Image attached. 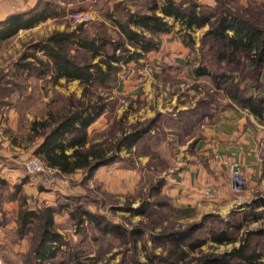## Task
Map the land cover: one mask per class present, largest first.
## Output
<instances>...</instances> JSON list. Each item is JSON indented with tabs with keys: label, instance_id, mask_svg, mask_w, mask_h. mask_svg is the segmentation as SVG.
I'll return each mask as SVG.
<instances>
[{
	"label": "trees",
	"instance_id": "trees-1",
	"mask_svg": "<svg viewBox=\"0 0 264 264\" xmlns=\"http://www.w3.org/2000/svg\"><path fill=\"white\" fill-rule=\"evenodd\" d=\"M217 2L215 6L208 7L197 0H190L188 4L187 0H163L161 3L152 0L149 12H130L125 21L118 17L113 19L118 39L108 32L101 33L99 27L91 31L84 24H79L73 30H54L46 37L27 43L26 46L34 51L23 52L18 66L38 76L53 72L56 80L63 76L68 80L78 79L85 86L80 97L68 95L62 107L49 109L45 117L31 122L29 130L32 140L42 138L35 154L40 155L60 175H71L83 170L86 178H90L100 166L120 161L121 150L131 151L150 134L161 113L150 120L129 126L121 122L119 136L113 132L101 140H90L88 128L105 112L108 104L106 96L96 92L98 87H107L121 64L136 60L158 47L157 34L171 30L167 16L179 19L186 29L208 24L209 28L202 38V48H207L202 50L201 56L204 57H200L202 63L197 66L196 73L198 76H208L218 94L225 95L222 93L225 90L231 100L256 114H262L264 94L259 91L263 86L264 17L258 18L251 6L243 7L235 0ZM235 2L237 7L233 6ZM52 7L54 3L46 1L41 12L33 9L26 14L11 15L0 22V26L7 28L8 24L13 25L24 16L27 17L25 25H32L51 16L53 13H49L47 8ZM157 9L163 16L156 13ZM262 10L261 15L264 16ZM37 51L43 55H38ZM203 101L199 102L207 103ZM186 113L209 116V113H201L198 106L188 109ZM1 182L5 183L0 179ZM164 184L165 179H159L152 186L154 194ZM84 198L80 194L67 193L59 196L56 205L21 207L17 221L18 233L21 237H27L30 243L29 250L21 256V264L96 262L101 257L100 249L128 241H133V247L136 248L138 240L143 242L145 260H140L136 251H132L133 247H128L117 264H264V247H260L264 240V226L246 229L241 244L230 250L221 253L205 251L202 247L208 240L217 245L236 241L237 231L241 230L244 220L226 221L210 212L199 222L153 233L142 225L127 227L105 213L91 210ZM22 201H25L24 197ZM260 205H264L262 198L249 206L252 208L245 211L244 218L248 220L250 215L255 219L264 216V209L261 212L255 209ZM161 208L172 211L173 204L165 200H144L137 207H127L135 214L144 216L139 224L144 222L145 217H156ZM63 211L69 214L73 230L84 234L86 238L72 242L69 234L62 232L55 215ZM88 233L91 234L90 238ZM149 239L154 247L165 248V252H154L148 245ZM84 240L88 244H97L98 252L96 250L92 255V251L83 248L81 244Z\"/></svg>",
	"mask_w": 264,
	"mask_h": 264
},
{
	"label": "crops",
	"instance_id": "crops-1",
	"mask_svg": "<svg viewBox=\"0 0 264 264\" xmlns=\"http://www.w3.org/2000/svg\"><path fill=\"white\" fill-rule=\"evenodd\" d=\"M46 1L50 0H0V22L11 15L26 14L33 9L41 12ZM51 1L54 8L47 9L53 14L47 18L27 26V17L24 16L13 25L8 24L7 28L0 26V179L5 181L0 183V256L5 264H21V256L30 248L28 238L18 233L21 207L56 205L59 195L57 188L44 186L38 176L28 174L24 166L42 138L31 139L24 148L20 140L5 133L4 129L17 130L24 123L27 126L35 119H42L50 109L54 93L76 95L78 84L79 88L84 87L78 79L68 80L63 76L56 80L53 72L38 76L17 65L21 55L16 53L17 48L48 31L64 30L62 26L67 24L65 19L69 17V11L78 4L76 0ZM156 13L163 16L160 9ZM166 20L171 30L157 34V48L124 66L121 71L123 79L115 86L117 93L130 99L153 94L154 85L165 73L173 75L174 72L176 75L178 72L183 79L193 83L205 77L196 73L198 64L193 60L190 45L195 39L191 38V30L202 29L201 34H204L208 24L186 29L174 16H167ZM171 20L175 21V25L179 21L181 30L174 27ZM183 32L184 38L180 35ZM262 82L260 94H264V69ZM227 98L225 108L216 115L202 117L200 114H187L182 119L188 124L189 132L181 145L176 170L166 183L182 214L218 213L243 203L240 201L243 197L238 196L230 180V164L234 161L241 164L246 177L248 198L253 196L254 191L264 190V112L256 114ZM104 113L89 127L100 120L105 123ZM70 152L71 149L68 150ZM210 185L219 189L220 195L216 199L204 194L205 188ZM23 197L25 201H22ZM55 220L63 233L70 234L72 226L66 211L56 214ZM47 264L60 263L48 261Z\"/></svg>",
	"mask_w": 264,
	"mask_h": 264
},
{
	"label": "rangeland",
	"instance_id": "rangeland-1",
	"mask_svg": "<svg viewBox=\"0 0 264 264\" xmlns=\"http://www.w3.org/2000/svg\"><path fill=\"white\" fill-rule=\"evenodd\" d=\"M157 1L161 3L163 0ZM189 1L187 0V4ZM197 1L203 5H208V7L215 6L218 3L217 0ZM224 1L227 2L229 0ZM235 1H238L243 7L246 6L249 8L251 6L253 8L252 11L258 18L264 17L261 15L262 9H264V6H262L264 5V0ZM76 2L78 4L71 8L69 17L65 19L67 24L62 26V28L73 30L79 24H84L85 28L95 31L99 27L101 33L104 31L108 32L115 39H118V35L115 32L113 19L118 17L125 21L130 12H149V7L152 4V0H76ZM236 3H233L234 7H237L236 5L238 4ZM76 11L90 14L91 19L87 22L74 20L71 14ZM176 22L178 24L175 25V21L173 22L171 20V23H174V27L180 29V22ZM53 31H48L43 35L29 39L23 46L17 48L16 53L20 52V54H23V52L34 51L30 46L28 48L26 44L30 43L36 37L37 39L46 37ZM201 32L202 29L191 30V38L195 39H193L194 42L191 43L190 49L193 60L198 65L202 63L200 57H202L203 48L204 50L207 48V46L202 48L204 34H201ZM146 34L150 35L148 32ZM180 35L183 37L185 33L183 32ZM156 39H158V36ZM16 53L14 52L12 54L15 55ZM37 54L43 55L40 51H37ZM126 65L127 63L121 64L120 69L116 72V76L107 87L99 86L96 90L97 93L99 92L106 96L108 104L103 117L105 123L100 120L95 126L88 128L90 140L104 139L109 137L113 132L119 136L121 134V122L129 126L135 122L150 120L158 113H161L156 127H153L150 130V134L146 135L131 151L126 149L121 150L119 152L121 155L120 161L99 167L90 178H86V173L83 170L76 171L71 175H60L57 170H54L52 174L45 170L34 175L38 176L41 184L44 186L51 189L57 188L59 196L67 193L85 196L84 201H86L87 206L91 210L105 213L112 220L122 222L127 227L133 228L135 225H142L147 227L148 232L152 231L153 233H157L161 229L182 228L190 223L199 222L206 213L191 212L189 214H182V209L178 206L179 204L175 202L176 200L168 192L169 186H166V183H168V179L172 176L173 171L176 170L177 163L179 162L178 156L181 153V145L186 140L189 132L188 124H186L185 120H182L186 117L188 108L196 104L194 108L198 106L201 113H209V116L216 115L225 108L223 106L226 105L228 100V96H226L227 92L222 90V93L225 95L218 94L215 85L209 77L205 76L199 82L193 83L183 79L182 74L177 72L175 75L173 72V75L168 73L161 75L162 77L158 80V84L153 87V94L143 96L142 98L130 99L123 94L117 93L115 89L116 84L123 79L121 71ZM84 87L81 89L78 84L77 97L82 95ZM67 97L68 95L54 93L50 100V109L62 107L66 103ZM202 100L207 103L204 101V103H200ZM204 107L207 108L205 109ZM29 128L30 125L28 124L26 126L24 123L17 130L5 128L4 132L9 135H14L24 144V148H27L28 141L32 139L31 132L28 130ZM33 155H36L35 152L30 156ZM37 156L44 162L40 155ZM161 178L165 179V184L161 186L157 194H154L152 186ZM230 180L238 196L243 197L240 200L243 203L234 206L228 211L212 213L218 214L226 221L233 219L236 222H242L243 220L244 222L242 223L241 230L237 231L236 241L217 245L213 244L211 240H208L202 247L205 251L221 253L230 250L241 244L242 235L246 229L264 226V216L255 219L250 215L248 216V220L244 218L245 211H250L252 208L249 207L251 204L260 198L264 199V190L254 191L253 196L248 198L246 196L247 180L245 179V186L241 190L235 189L234 182L231 179V173ZM144 200H165L173 204V209L171 211L161 208L156 217H145L144 222L139 224L144 216L135 214L133 211L128 210L127 207L129 205L137 207ZM255 209L261 212L264 206L260 205ZM87 236L90 238L91 234L88 233ZM68 237L72 242H78L85 236L82 233L75 232L71 227V232ZM83 242L81 246L92 251L91 253L94 255L97 250V244H88L86 240ZM133 245V241L120 243L119 245H109L105 249H100L101 257L99 261L91 262L87 260V264H117L122 259L124 253H126L128 247H133ZM148 245L154 249V252H165V248L162 246L154 247V243L150 239L148 240ZM135 246L136 248L133 247L132 251H136L135 254L140 260H145L142 240H138ZM260 247H264V240L261 241Z\"/></svg>",
	"mask_w": 264,
	"mask_h": 264
},
{
	"label": "built area",
	"instance_id": "built-area-1",
	"mask_svg": "<svg viewBox=\"0 0 264 264\" xmlns=\"http://www.w3.org/2000/svg\"><path fill=\"white\" fill-rule=\"evenodd\" d=\"M71 17L79 22H87L91 19L90 14L82 12V11H76L71 14ZM231 169V179L234 182V187L236 190H241L245 186V179L244 173L242 171L241 164L237 161H234L230 164ZM25 169L28 174H37L41 171L47 170L48 173H54V168L48 166L46 163H44L37 155L30 156L25 161ZM204 194L212 199H216L219 196V191L217 187L210 185L207 186L204 190ZM0 264H5L4 260L0 256Z\"/></svg>",
	"mask_w": 264,
	"mask_h": 264
}]
</instances>
